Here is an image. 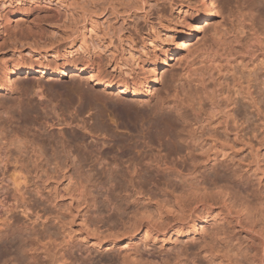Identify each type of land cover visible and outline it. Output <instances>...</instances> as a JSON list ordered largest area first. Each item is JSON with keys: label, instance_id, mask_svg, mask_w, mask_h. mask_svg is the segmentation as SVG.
Here are the masks:
<instances>
[{"label": "rangeland", "instance_id": "obj_1", "mask_svg": "<svg viewBox=\"0 0 264 264\" xmlns=\"http://www.w3.org/2000/svg\"><path fill=\"white\" fill-rule=\"evenodd\" d=\"M214 1L216 16L193 33L180 59H172L164 67L163 80L150 96L132 98L104 90L94 86L87 74L12 77L11 86L0 91V112L2 107L9 108L16 117V112H21L28 128L16 134L15 142L0 129V245L16 237L41 239L42 247L25 258L26 264H112L139 254L171 260L183 250H195L212 239L225 245L231 241L232 232L238 242L251 240L254 235L243 224L236 225L235 210L226 212L217 203L210 211L196 215V219L203 215L208 218L193 235L177 236L172 229L164 242L159 236L145 239L142 232L132 237L123 229L128 225L125 215H117L115 209L127 190L101 171L103 166L111 168L116 162L124 167L127 159L143 151L155 156L165 154L166 144L172 141L162 134L165 128L182 129L197 141L213 142L210 133L225 132V123L227 136L238 142L229 157H215L222 162L217 167H228L226 176L232 191L264 204V0ZM3 3L0 78L5 65L57 69L86 63L96 78L128 84L136 80L142 60L151 58L144 56V49L159 53L172 28L188 20L199 5L198 0H0V9ZM11 12L13 19L8 20ZM256 33L259 42L256 40L251 53L245 54L239 46L244 47V41L251 34L255 38ZM88 34L86 39L92 47L85 46L84 53L65 52L70 45L76 48ZM224 34L230 39L236 36L241 42L232 44L238 52L233 50L232 57L222 58L217 64L219 72L214 71L213 81H208L215 96H202L201 109L195 100L182 102L185 97L180 88L192 79L187 66L198 67L213 38L222 39ZM151 42L154 45L148 47ZM130 55L137 59L132 68ZM122 64L127 67L121 68ZM36 81L42 87L41 96L34 91L23 93ZM40 102L42 106H38ZM209 104L221 105L232 116L210 115ZM176 110L186 114L185 122L177 120ZM41 118L42 138L36 130L28 131L32 121L39 123ZM58 131L62 136L56 135ZM57 141L64 147L73 146L74 164L65 160L64 152L56 154ZM17 145L21 146L17 149ZM190 153L209 154L208 166L212 167L214 156L209 146L198 153L189 149L183 158ZM56 155L60 158L52 160ZM13 158L23 165L15 164L14 170ZM98 158L103 166L98 167ZM255 162L260 167L256 172ZM215 173L209 170L205 175L213 177ZM157 181L158 188L163 189L164 180ZM143 186L148 191L150 185ZM152 191L160 200V191ZM99 241L100 245L93 244ZM236 241L231 245H237ZM197 256L202 260L201 253Z\"/></svg>", "mask_w": 264, "mask_h": 264}, {"label": "bare ground", "instance_id": "obj_2", "mask_svg": "<svg viewBox=\"0 0 264 264\" xmlns=\"http://www.w3.org/2000/svg\"><path fill=\"white\" fill-rule=\"evenodd\" d=\"M198 3V7L192 11L188 20L184 23L182 22V24H177L176 27L172 28L170 33L167 34V37L165 38L167 39L166 45L160 51L158 50L159 53L151 54L144 49V56H151V58H145L142 60V65L139 68L136 80L134 79V81L130 84L124 80H120L116 83L107 80H100L96 78L93 73L89 72V68L86 63L81 66L64 65L57 69H50L42 65L34 66L32 64L16 65L11 68H7L5 65L2 70V78H0V83L2 84H0V91L7 89V87L12 83V77L15 75H48V77L52 78H61L69 74H87V79L92 81L94 86L100 87L104 90L115 91L117 94L129 95L132 98L150 96L163 80L162 70L164 67L168 66L172 59H180V55L182 52L186 51L193 33L198 31L203 24H206L207 20L216 16L217 11L214 0H198ZM4 5L6 4L3 3L1 5L0 10L3 9ZM11 19H13L12 12L10 13L8 20ZM91 30L92 29L88 32ZM226 35L228 34H224L222 39L220 37L216 39L213 38L212 43L207 46V53L204 54L205 56L203 57V60L198 63V67H194V64L187 66V72L192 79H188L189 81H186L187 83H185L186 86H181L180 88L185 97L182 102L187 100V102L190 101L192 103L195 100L198 109H201L203 107H201L202 96H215L212 91V85H210L208 81H213V76L216 74L213 73L214 71L219 72L220 66L217 64H220L221 59L230 58L232 57V54H234L232 52L233 50L235 52L236 48L234 47L235 49H232V44L234 45L237 42H241L240 40L237 41L238 39L236 36L233 39H230V37L227 38ZM256 36L257 33L255 38L251 34L249 39L245 38L248 39L243 43L245 46H239L240 48H243L245 54L251 53V49L255 45L254 42L259 39L258 37L257 39ZM86 37H89V34L87 36L85 35L83 41L77 44L76 48L73 49L70 45L65 49V52L68 53V55H72L73 53L79 51H83L84 53L86 51L85 46L90 45L88 44ZM151 45L154 44L151 42L148 47H152ZM128 62L132 68L135 67L137 59L135 56L130 55ZM120 67L125 68L127 67V64H122ZM138 76L139 78H137ZM192 82H194V85L196 84V86H192ZM41 88L42 87H40L39 82L36 81L31 87L24 88L23 93L34 91L36 94L39 93L40 95L42 94ZM38 106H42V102H40ZM39 108L40 107H38V109ZM175 112L177 120L181 119L185 122L184 120L186 114H181L180 112L178 113V110ZM20 113L21 112H16V117L14 114H11L10 109L6 107H2L0 112V129L4 134L9 136L12 142L16 141V134L23 127L28 128L26 123L23 124ZM219 113H222L225 117L232 116L226 112L225 108L221 107V105L209 104L210 115H217ZM61 122L62 121H60V123ZM58 125L59 123L57 122V126ZM224 125L225 132L210 133L211 138L214 140L213 142H207L204 139L197 141L195 137L184 134L182 129L176 130L173 128H165L162 130V134L167 136L172 141H168L166 144L168 150H166L163 155L155 156L153 154V156L147 151H143L139 155L137 154L136 156H132L133 158L127 159V162H125L126 165L123 164V166L125 165L124 167H119V163L116 162L117 164H112V166L109 165L111 168H106L103 166L101 158L96 159V162L98 167L103 166L101 168L102 173H106L108 176H111V180H113L117 186H123L125 190H127L126 196L121 198L120 206H116L115 209L117 215H125L128 225L124 223L123 225L126 226H124L123 229L132 237H135L142 232L145 239L155 240L159 236L162 237L160 239L161 242H164V237L169 235L170 230L172 229L174 230H172L171 233L174 232L177 236L185 233L193 235L196 231L202 229L203 224L208 218L207 215H203L201 219H196V215L199 212L210 211L213 208V204L217 203L221 204V206L225 208V211L235 210L236 225L243 224L246 229L254 235L251 237V240L249 242L236 241L237 236L234 232H232L233 228L226 225L225 228L230 230V232L233 233V236L230 238L231 241L225 245H222L223 243L220 241L212 239L204 246H197L198 248L195 250H183L171 260L168 258L149 259L145 254H139L134 258L129 256L113 263L264 264V204L260 199L249 201L248 198L244 197L243 194L245 193L243 192L241 197V193H238V191L235 190L232 191L228 185L229 179L226 176L228 167L224 169L222 168V170H219V167H217V165L221 166L222 162L218 161L215 157H229L238 142L237 138L234 137L230 139L227 136L226 131L228 128L225 123ZM29 126H31V128L29 127L28 131L36 130L38 134L36 135L42 138V132H40V130H42V118L39 123H35L33 120L32 124ZM60 134L61 131H58L56 135ZM180 143L186 145H179ZM55 145L56 154L64 152L65 160H69L71 164L75 163L76 155L74 154V150L72 149L73 146L71 144L64 147L59 141H57L55 142ZM162 145L165 147L164 144ZM19 146L17 145L16 148L18 149ZM206 146H209V149L213 151L214 158L211 159L212 163L210 162L212 167L208 166L210 156L207 153L205 155L190 153L186 154L187 157L184 155L185 158H183L185 151L190 149V151L192 150L195 153H198ZM22 147L24 146L22 145ZM59 148L60 150L57 151ZM97 149L98 148H96V150ZM56 156H53L52 160L57 161V159L60 158V156ZM31 158L32 157L30 156V159ZM20 162L22 161L13 158L14 165L17 164L19 166L21 165ZM150 162H154L153 165H151ZM113 165L116 168H112ZM255 167L254 172L260 170L257 162H255ZM13 169H17L16 165ZM209 170L216 171L213 177L205 175L206 171ZM161 178L164 180V182L160 181L161 186L164 187L163 189L158 188L157 185L159 182L157 180H161ZM143 185H150L148 191L143 190ZM153 189L160 191L162 196L160 200L154 198ZM246 189L247 188H245V190ZM129 207L131 210L126 212ZM220 219L222 220L223 218L221 217ZM186 227L187 230L184 231ZM116 236L117 235H115V237ZM85 239L86 237H82V240ZM233 241H236L237 245H231ZM112 243L113 241L111 244ZM93 244L100 245V241L94 242ZM40 245L42 247V241L41 239H38V237H29V239L28 237H16L10 239L5 245H0V248L2 247L1 249H3V254L1 256V258H3V264H26L25 258L32 257L29 254L37 252V250L40 249ZM198 253L202 254V260L197 259Z\"/></svg>", "mask_w": 264, "mask_h": 264}]
</instances>
